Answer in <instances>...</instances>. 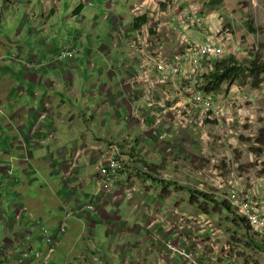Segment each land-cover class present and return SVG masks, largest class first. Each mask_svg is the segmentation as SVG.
<instances>
[{"label":"crops","instance_id":"obj_1","mask_svg":"<svg viewBox=\"0 0 264 264\" xmlns=\"http://www.w3.org/2000/svg\"><path fill=\"white\" fill-rule=\"evenodd\" d=\"M135 1L0 0V223H5L2 235L6 236V242L0 243V264H20L18 257L24 248L44 253L46 245L39 240L40 231L34 223L39 219L44 224L42 217L52 219L58 209L56 223L49 230H55L66 216V229L60 239L64 248L57 255L55 248L49 264H188L181 258H171L163 246L174 211L213 219L203 211L202 203L197 204L200 200L189 201L186 187L173 188L163 182L171 177L168 164L183 165L194 160L197 165L193 173L180 167L176 175L187 179L188 188L220 199L226 190L217 186V175L227 178L237 169L232 152L236 145L248 146L250 135L246 132L256 127L251 145L264 148L256 140L258 132L264 130V119H257L264 118V57L261 61L257 56L262 52L258 39L264 41V33L257 37L250 22L243 27L246 17L235 19L234 28L229 27L218 10L212 12L221 19V31L229 33L224 41L225 55L213 70H203L200 85L233 121L206 120L202 129L181 132L176 138L179 143L171 144L169 139L158 143L141 131L123 95V83L132 73L134 61L119 38L120 29L136 32L146 23L145 16L130 14V5ZM162 10L164 20L175 16L176 12L168 7ZM70 20L72 28L67 30L66 22ZM200 37L198 31L195 41L199 42ZM174 38H166V50L174 48ZM77 41L81 43L78 57L54 61L56 52L70 43L76 48ZM228 60L243 69L218 89L206 91L208 75ZM27 63L41 65L42 69L28 71ZM134 100L137 112L145 109L139 95ZM144 120H150V116ZM160 130L173 132L168 127ZM168 144L173 149L170 153L163 151ZM109 145L118 147L122 154L121 176L131 191L124 190L120 181L108 193L99 188L98 167ZM77 150L81 152L66 177ZM252 158L249 154L248 159ZM257 174V185L246 188L245 175V179L241 176L240 186L248 196L255 195V200L262 202L264 174L261 170ZM50 176L58 177L60 189L45 182ZM38 177H42L43 184L31 196L33 189L29 191V186ZM190 178L196 181L192 183ZM207 178L208 184L198 182ZM180 188L184 192L177 190ZM177 191L185 193L181 201L172 196ZM5 192L14 194L8 208L3 199ZM90 202L95 210L84 212L83 207ZM20 207L22 215L15 222ZM25 212H29V219ZM212 223L220 229V237L207 249L209 254L223 255L229 264H264V238L261 241L250 233L232 240V233L226 234L221 223ZM203 231L202 227L185 228L181 242L203 237ZM103 233L108 239L104 242L108 244L106 252L98 245L99 239H104ZM196 242L203 246L192 251L200 255L205 252L207 240L203 237V241ZM226 245L230 249L224 256ZM40 260L35 258L33 262L40 264Z\"/></svg>","mask_w":264,"mask_h":264},{"label":"built area","instance_id":"obj_2","mask_svg":"<svg viewBox=\"0 0 264 264\" xmlns=\"http://www.w3.org/2000/svg\"><path fill=\"white\" fill-rule=\"evenodd\" d=\"M111 2L114 0H110ZM194 0H136L131 3L129 12L131 15L146 17V23L136 32L122 28L119 38L127 49L129 56L134 61L132 73L125 79L123 95L128 106L133 111L132 119L140 126L143 133H149L158 143L177 142V136L181 132L190 131L196 133L209 119L224 120L230 124L233 118L225 112L221 106L215 105L212 97L208 95L200 85L201 74L204 71L214 69L216 63L225 55L224 41L229 33L224 30L221 19L215 12H204L202 5ZM174 3L175 16L164 20V11L169 4ZM201 32L200 41L196 42L194 36ZM172 33V34H171ZM174 35V48L166 50L167 37ZM74 48L71 44L56 52L54 61L60 63L65 59H72ZM41 65L27 63L28 71H35ZM42 69V68H41ZM177 77V79H173ZM139 95L142 106L141 112H137V102L134 97ZM195 110V112H194ZM240 113V112H239ZM239 114L242 122L243 116ZM147 116L150 120L145 121ZM168 127L173 132L161 131ZM198 129V130H197ZM51 136V135H50ZM204 133L199 137L202 138ZM170 144L163 149L170 153L173 149ZM81 151L74 152L71 164L65 176L68 177L74 165L75 158ZM122 154L118 147L109 145L101 155V163L98 167L99 188L108 193L114 183L120 181L124 190L131 191L128 182L122 179L120 163ZM230 177L218 174L217 186L225 189L224 198L240 217L250 227L253 236L263 241L264 238V201L255 200L248 196L240 186L241 175L235 168ZM95 210L94 203L83 207L84 212ZM22 215V207L18 208L13 220L18 221ZM65 217H62L55 230L50 231L39 219L34 226L40 231V241L46 245L43 253L40 249L24 248L19 253L20 264H34L35 258H40V264H49L51 254L55 251L59 236L66 229ZM194 227H202L203 237L207 240L205 252L195 255L193 248L201 249L203 244L197 246L196 241H203V237L191 238L187 243L181 242L183 230H192ZM220 229L208 218L200 219L195 215L179 212L173 213L172 226L169 234L163 241V246L171 258H181L188 264H229L223 255L216 257L209 254L208 248L213 241L220 237ZM24 237H21V239ZM27 243V239L25 241ZM24 243V244H25ZM229 246L223 248L224 256H227ZM206 255V256H204ZM70 264V263H66Z\"/></svg>","mask_w":264,"mask_h":264},{"label":"rangeland","instance_id":"obj_3","mask_svg":"<svg viewBox=\"0 0 264 264\" xmlns=\"http://www.w3.org/2000/svg\"><path fill=\"white\" fill-rule=\"evenodd\" d=\"M194 1H197L200 5H202V10L204 12H212L214 10L220 11L221 15L224 16L225 23H227V22L229 23V24L227 23V25L229 27L232 26V28H234L233 22L235 21V19L238 20L239 18L241 19L243 17H246L247 19L244 22V24H241L243 27L247 28L248 23L250 22V23H252V25H254V28L257 30V32H256L258 35L257 37L261 36L264 33V31L262 30L263 29L262 25H264V17H261L262 15H264V0H262V1L261 0H221L220 2H216V3L211 4V5L208 4V2H207L208 0H194ZM203 1H204V3H203ZM174 8H175L174 3L169 4V6H168L169 10H176L177 9V8L176 9H174ZM230 15H232V16H230ZM70 22H71V20L66 22L67 30H68V28L69 29L72 28V25L70 24ZM77 38L79 39V37H77ZM259 39H258V46H259V48L262 49V52L258 53L257 56H259L261 61H262V59L264 57V41H261ZM70 44L72 45V43H70ZM79 46H81V43L79 41H77V43H76V48H75V46L72 45V47L74 48V54H73L74 57L73 58L78 57L79 51H80V50L78 51ZM72 59H70V60H72ZM257 119L262 120L264 118H257ZM247 127H250V125H248ZM252 127H254V126L251 125V128ZM247 134L250 135V137H249L250 139H247L248 146H245V145L243 146L241 144L238 146L236 145L235 146L236 148L233 150L232 155L234 157L235 162L238 164L237 169L240 172L242 179H245V175H246V181L247 182L245 183V187L249 189L250 187L257 185L256 177H258V174H257L258 171L261 170L262 174H264V154H263L264 148L262 145H259V146H252L251 145V142L252 143L255 142L254 134L255 135L257 134L256 127L254 129L248 130L246 132V135ZM252 138H253V140H251ZM249 145H251V146H249ZM158 149L161 150V148H159V147H158ZM187 153H190L189 149H188ZM249 154L252 155V157H253L252 160L248 159ZM196 165H197V163L194 160L191 162H187L183 165H181V163H179V162H176L173 165H171V163L168 164L167 168L171 169V171H170L171 177L166 178L165 181L174 182V185H171V187H173V188L174 187L179 188L181 184L186 185L185 183H187V179L184 177H181L180 174L176 175V172L179 171L180 167H182V168L186 167V168H188L189 173H193ZM161 173L164 174V171L162 170ZM53 175H55V174H53ZM38 178H39L38 180L34 181V183L29 186V191L31 189H33V191L31 192V196H33L32 194L35 193V188H37L38 186L43 184V183H40V182H42V177H38ZM57 178H58L57 176L46 177L45 182H48L50 187H52L54 185V186H56L57 189H60V181L57 180ZM161 178H162V176H161ZM249 179L253 183H250L248 181ZM191 180H192V183H194L193 181H196V180L190 178V181ZM199 181H204V183H206V184H208L207 182H210V180L208 178L205 180H198V182ZM177 190L183 191L182 188L177 189ZM44 191H47V187L44 189ZM183 192L180 193L179 191H177V193H174V195H172V196L177 201H181V199L183 198V196L185 194ZM13 196H14V194H11L9 192H5L3 194V199L5 201L4 203H5L6 207L9 205V201L13 198ZM252 197L254 198L255 195ZM42 200L44 201V198H42ZM200 203H202V204H200ZM197 204L204 205L203 208H205L206 211L210 214L209 216L211 219H213L212 221L216 222V223H221L222 226L226 230V234L231 235V233H232L231 229L235 228V229H237L238 234H236L234 236L237 239V238H240V236H241L240 233H242L244 231V229H246V226L243 223L241 224L240 221H237V223L240 224V226L233 224L234 222H233L232 215L230 213H228L226 210L217 209V207H214V206L210 205L209 203H204L201 200L198 201ZM2 207H3V205H2ZM58 210L53 213L54 218H52V219L48 218L49 220L40 216L39 214H37L36 216L42 217L44 219L43 222L47 226V228L52 229L54 227V224L56 223V219L58 217ZM203 211H205V210H203ZM25 213L28 214L27 216L29 219V212H25ZM223 220H225L227 222H224ZM4 227H5V223L4 222L0 223V243L6 242V238H5L6 236L2 235L3 234L2 230L4 229ZM62 237L63 236L58 237L60 243H58L56 255H57L59 250H62V248H64L61 245V240H62L61 238ZM103 238L104 239H102V238L99 239L100 241L98 242V245H99V248H100V246H102V249H105L104 251L106 252L105 246H107L108 244L104 245V242H105V240L108 241V239H106V236L104 233H103ZM49 261H50V259H49ZM253 263H254V261L252 262V264Z\"/></svg>","mask_w":264,"mask_h":264},{"label":"trees","instance_id":"obj_4","mask_svg":"<svg viewBox=\"0 0 264 264\" xmlns=\"http://www.w3.org/2000/svg\"><path fill=\"white\" fill-rule=\"evenodd\" d=\"M221 0H209L208 4H214L216 2H220ZM225 62V61H224ZM223 63V62H221ZM255 65V63L253 64ZM258 66V69L262 68V65H255ZM241 69H243V67L237 66L235 63H233L232 61L228 60L226 61L224 64L221 65V67H218L216 71H213L212 73H210L208 75V80L206 81V84L204 85V89L206 91H214L216 89L219 88V86L227 79H232L234 78V75H236L237 73H239L241 71ZM258 80V79H257ZM257 80H254V82H258ZM260 81V80H259ZM258 139L256 138V140L258 141L259 144H264V130H261L258 132ZM165 181V180H164ZM163 181V182H164ZM167 182V184L169 185H174V182ZM181 187H183L185 189V187L187 188V192H189V201H191V203L193 201H198L201 200L204 203H209L214 207H217V209L220 210H226L228 213H230L232 215L233 218V224L240 226V224L237 223V221H240L241 224L243 223L246 226V229H244L243 233H240L241 236H243V234H250L252 232V230L250 229V227L245 223L244 220H242L240 217H238L234 211V209L230 206V204L228 203V201L222 197L220 199H217V197L208 194L206 192L203 191H198V190H194V189H190L187 186L181 184ZM204 212L208 213L206 211V209L204 208ZM232 232V240L236 239V237L234 235L238 234L237 233V229H233L231 230ZM236 232V233H235ZM251 246L252 248H254L253 243L251 242Z\"/></svg>","mask_w":264,"mask_h":264},{"label":"bare ground","instance_id":"obj_5","mask_svg":"<svg viewBox=\"0 0 264 264\" xmlns=\"http://www.w3.org/2000/svg\"><path fill=\"white\" fill-rule=\"evenodd\" d=\"M74 57V56H73ZM68 61V60H67Z\"/></svg>","mask_w":264,"mask_h":264}]
</instances>
